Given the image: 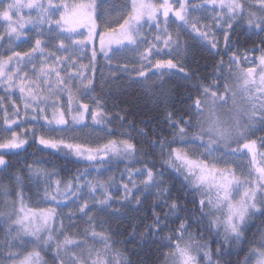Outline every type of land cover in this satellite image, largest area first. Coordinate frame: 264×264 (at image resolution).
Instances as JSON below:
<instances>
[{
  "label": "snow or ice",
  "instance_id": "6c2138e0",
  "mask_svg": "<svg viewBox=\"0 0 264 264\" xmlns=\"http://www.w3.org/2000/svg\"><path fill=\"white\" fill-rule=\"evenodd\" d=\"M179 7L174 8L170 0H162L156 4L153 0H131V6L127 14L123 16V22L118 23V31L108 28L106 32H98L96 20L100 19L97 11L99 5L96 0L91 3H62L53 5L51 0L47 4L44 0H0V18L7 23L6 32L9 37H27L24 31L25 24H30L35 29V40L32 47L26 52H12L7 57H0V85L5 88L6 96L12 94V89L19 88L21 99L25 110L32 109L37 112L34 120L40 118V114L46 113L50 106L48 101L52 100L55 122L59 125H67L63 110L56 111L55 105L62 101L64 94H67V112L72 115L74 122L84 120V113L91 112L92 119L96 123H103L107 113L104 111L103 102L98 97H91L95 102V108L88 103H80V98L88 95L95 89L96 50L93 48L92 58L89 64L79 63L82 58L76 56L77 52L86 49L89 43H94L93 37L100 36V50L105 57L110 59L112 53L125 48L140 60L139 67L128 68L127 65L118 66V71L134 72L137 78L147 79L151 72L148 65L154 68L161 75L158 77L163 83V75L166 72L177 70L183 73L185 78L192 75L181 62L188 55V46L180 39V28H190L201 38L206 40L212 49H219V41L216 34L210 29L219 26L223 30L224 51L231 47V30L243 21L248 28H254L257 33H264V0H201L198 4H192L190 0H176ZM211 6L215 11L211 24H201V16L193 15ZM35 10L37 15L25 19L20 15L22 9ZM56 12L60 16L53 19ZM164 19L161 22L160 15ZM13 16L18 19L13 20ZM175 17L177 25L176 35L169 31V21ZM112 21L105 20V24ZM144 24L149 25V30L154 26L156 34L152 40H148L143 34ZM163 24V26H161ZM47 25V27H45ZM87 27L85 35L78 29ZM202 29H208L204 31ZM73 37H82L73 39ZM3 34H0V39ZM58 40L56 51H48L45 54L49 41ZM163 42L162 45L160 42ZM147 44L143 51H139L142 45ZM264 45V39L261 40ZM116 45V48H112ZM163 49H167L168 59H156L152 64L153 55H161ZM258 50L257 47L243 50V57L238 52L229 55L227 75L224 77L223 92L219 91L221 84L218 82L224 70V61L217 62L214 75L217 77L208 84H200V92L194 101L188 106L189 115L176 117L169 111L166 115L168 127L172 130L171 138H161L158 145L156 141H150L152 148H159L163 160L162 167L174 169L183 177L188 185V191L200 196L199 209L201 218L210 217L207 230L219 229L223 226L222 239L218 241L215 251L208 243H201L195 239V234L189 232L187 219H181L179 225L160 237L158 244L160 248H167L163 253L164 264H232L231 260L225 258L231 254L233 242L242 243L246 228L256 217L264 218V48L259 49L261 55L249 61L247 52ZM63 52L64 56L56 53ZM40 58V67L37 70L36 59ZM53 57L55 58L53 60ZM180 57L181 59H177ZM51 61V63H49ZM243 63H251L253 66L242 67ZM31 64L29 71H24L27 65ZM15 65V66H13ZM91 68L93 75L88 76L87 70ZM75 70V71H73ZM29 72L35 74L30 78ZM115 78V73L112 74ZM18 78V79H17ZM236 81L235 88L229 84V80ZM104 82L101 83L103 91ZM47 93L43 95L42 93ZM232 105L224 111L221 118L219 109L227 105L229 98ZM239 97V101L237 100ZM54 98V99H53ZM2 99V98H0ZM43 105V106H41ZM63 105H61V108ZM15 115L19 116V109L16 108ZM27 115V111L25 113ZM43 119L48 120L44 115ZM121 120L124 117H120ZM5 111L4 124L11 126L15 124ZM48 123H52L48 120ZM194 129V131H189ZM10 127H5L7 132ZM32 131H35L33 129ZM143 134V130H140ZM256 133H260L259 136ZM26 141L20 139L16 132H12L10 139L0 142V149H19ZM38 143L53 149L67 148L77 157H83L91 166L99 171L102 167H110L113 163L119 164L125 161L139 163L135 159L137 148L130 139H108L105 143L92 148L81 144L66 143L64 140L38 138ZM173 144H182L186 147H171ZM62 150V149H61ZM244 156L250 157L247 164L241 159ZM201 157H207L208 160ZM211 161V163L209 162ZM151 161L143 164L137 169L125 168L128 173L129 183H123L124 195L120 201L127 202L141 191L138 182L133 179L136 175L143 176L139 185L143 190L150 192L155 188L156 200L153 201L151 220L144 225L140 233V243H146L149 236L156 238L165 227L170 217L180 219L179 213L182 205L179 198L169 200L170 187L165 180V172L149 167ZM223 165L218 166V165ZM8 161L3 154H0V173L6 171ZM30 175L27 177L30 183L39 182L42 178L49 177L43 169L28 166ZM85 172L63 182L60 180L53 183L44 179V200L49 203L60 204L58 197L67 201L68 204H79L75 210L65 214L59 227L56 226L57 217L61 216L56 207L41 209L38 212L26 208L22 194H20L19 208L16 201L5 199L7 211H0V224L5 228L6 246L10 251L6 259L12 264H47L41 252L50 251L52 264H134V261L126 253L133 249H114L117 241L113 240L108 232L95 231L94 217L90 209L104 211L113 203V197L109 191V181L99 179H87ZM10 179L17 186L21 184L24 177L19 173L11 174ZM123 180V176L121 177ZM63 183V188L61 184ZM87 189V192H85ZM241 189L243 191L241 192ZM0 192L5 197L10 195L9 186L0 184ZM100 193L97 196V193ZM239 193V198H236ZM81 199L83 202L81 203ZM162 201L166 208L161 216L155 209L157 202ZM137 206L141 204V198L135 196ZM196 200L193 197V205ZM9 205H11L9 207ZM67 206V205H65ZM207 209V211H205ZM220 213V215H213ZM87 217V225L83 230L85 239H75V233L67 229L74 227V218L77 216ZM68 223L65 224L64 220ZM199 223V221H197ZM264 224V219L261 220ZM133 226L131 236L135 237L136 228ZM261 236L258 247H252L245 254L240 264H249L255 257L254 264H264V230L258 229ZM63 237L61 239L60 237ZM175 237V239H173ZM95 240L103 244V249L95 248L87 244V239ZM30 251H24L26 247ZM15 247L18 250L13 252ZM80 248L77 253L74 249ZM71 250V251H70ZM2 254V253H0ZM215 257V258H214ZM143 264V261L140 262Z\"/></svg>",
  "mask_w": 264,
  "mask_h": 264
},
{
  "label": "trees",
  "instance_id": "16d2710c",
  "mask_svg": "<svg viewBox=\"0 0 264 264\" xmlns=\"http://www.w3.org/2000/svg\"><path fill=\"white\" fill-rule=\"evenodd\" d=\"M112 1L117 5H126L124 0ZM124 9L123 13H125ZM13 20L15 21L16 19L13 17ZM96 23L98 25V32L107 31L108 28L101 25L98 20H96ZM172 25L174 27V23ZM6 26L7 23L0 18V34H3V43L7 44L11 42V47L13 48L9 52L4 51L5 53L26 52L32 47L35 39L32 38L31 32L25 28L24 31L27 32V37L21 36L17 39L15 36L9 37L8 34H5L4 30ZM78 31L87 33L88 28L78 29ZM180 36L181 41L188 46V55L181 62L186 69L191 71L192 75L190 77L185 78L183 73L172 70L163 75L162 84L158 78L161 74L157 72H151V75H148L147 79L144 80L127 72L115 71V55L117 52L112 53L110 59L106 58L105 54L97 53L94 73L95 89L86 96L89 99L95 96L102 100L104 111L108 114L104 119V124L106 125L104 128L110 131L116 139H130L137 148L135 159L139 163L125 161L119 164L113 163L110 167H107L115 172L114 179L111 181V189H118L117 180L125 168H141L145 162L151 161L152 163L149 164V167L154 166L156 169L165 172V180L171 190L169 200L178 197L182 205V210L179 213L180 219L170 217L167 221L168 226L158 233L156 238L149 236L146 243H140V233L143 232L144 225L151 220L153 201L156 200L155 188L151 189L150 192H146L139 185L141 191L135 192V196L141 198L139 206L136 205L134 196L127 202L113 199V203L104 211H98L95 208L91 209V214L94 217L96 225L95 231L108 232L112 239L117 241L113 245L114 249H133V252L126 254L130 256L134 264H140L141 261H143V264H164L163 253L168 251V249L160 248L158 240L160 237L165 236L169 232V229L176 228L181 219H187L189 225L188 231L195 234L197 241L208 243L213 251H215L218 241L222 239L223 226L220 227L219 234L214 228L211 231L207 230L210 217L204 216L201 218L199 209L200 196L188 191V185L184 182L183 177L176 173L174 169L168 168L166 165L162 167L163 160L166 157H161L159 148L157 147L154 150L149 142L156 141L158 145L161 138H171L172 130L168 127L167 113L171 111L176 117H187L189 115L188 106L199 95L200 84H208L217 79L214 72L218 61L221 59L224 61V70L218 80L221 84L219 91L223 92L229 55L232 52H238L243 57L245 54L243 50L257 47L258 50L256 51L247 52L249 61H252L261 55L259 49L264 48V45L261 44V40L264 39V33H257L254 28H248L243 21L237 23L232 28L231 47L227 49V52L224 51V40L220 44L219 49H212L211 45L201 40L190 30H185V27L180 28ZM99 38V34L93 37L95 40V50H97ZM53 45L57 46L58 40ZM88 46L86 49L78 52L77 56L80 57L81 53H83L82 58L84 55L88 56ZM122 50L120 49L119 51ZM91 58L88 56L87 60L90 62ZM177 59L181 58L177 57ZM138 62L137 60L133 61L137 67H139ZM250 66L253 65L251 63L242 64V67L245 68ZM113 73H115V78L112 76ZM92 75L93 70L91 69ZM102 81L104 82L103 91L101 90ZM228 82L234 87V79H230ZM231 105L232 103H228L220 109L225 111ZM121 116L124 117L123 120L120 119ZM141 129L143 130V134L140 132ZM189 131H194V129H189ZM37 132L38 130L35 129V131H32L28 135L27 144L23 148L3 153L5 160L8 161V167L5 172L0 173V184L9 186V198L19 201L20 194H22L23 201L34 206L39 205L37 199H40V192L43 186L41 180L33 183L28 181L27 177L30 175L28 172L29 165L33 168L43 169L47 173L54 175L53 179L49 177L42 178L43 184L44 179L66 182L70 178L85 172V170L89 171L96 168L95 166H91L89 162L86 163L76 158L67 148L65 150H52L40 146L38 144ZM256 135L259 136L260 133H256ZM180 145L182 144H173L171 147L178 148ZM261 150L264 151V149ZM17 172L24 177L19 186L10 179L11 174ZM193 197L196 200L195 206L193 205ZM157 205L155 210L163 216V209L166 208V205L162 201H158ZM213 215L218 216L220 213H214ZM262 219L264 218L256 217L250 222V226L246 228L242 243L233 242L231 254L225 257L231 260L232 264H240L250 248L258 247V241L261 236V232L258 229L264 230V224L261 223ZM86 221L87 217L84 221H74V227L67 229V231L75 233L74 238L77 240L85 239L82 229L89 226L85 223ZM135 224H139V227L136 228L135 237H132L130 234ZM87 243L96 245V241L90 238L87 239ZM17 250L15 247L11 249L13 252ZM30 250V246L24 249L25 252ZM9 251L10 249L6 246L5 228L0 224V253H2L0 254V264H12L10 260L6 259V254ZM42 257L47 264H52L50 252L43 251ZM169 264H171L170 261Z\"/></svg>",
  "mask_w": 264,
  "mask_h": 264
},
{
  "label": "rangeland",
  "instance_id": "374dc122",
  "mask_svg": "<svg viewBox=\"0 0 264 264\" xmlns=\"http://www.w3.org/2000/svg\"><path fill=\"white\" fill-rule=\"evenodd\" d=\"M79 3L80 2H84V3H91L92 0L90 1H85V0H51V3L53 5L59 4V3ZM10 2V0H5V3ZM49 2V0H44V3L47 4ZM59 2V3H58ZM124 2L126 3V5L124 4H115L113 3L112 0H96V3L99 5V8L97 9V11L100 13V19H98L99 23L101 25H103L104 27L107 28H113L116 29L117 31L118 29V23H122L123 22V16L127 14L128 9L131 6V0H124ZM154 3L156 4H160L162 3V0H153ZM190 2L192 4H198L201 2V0H190ZM24 3H27V0H24ZM170 3H173L174 8L179 7V4L176 2V0H170ZM113 4V5H112ZM123 8L124 12L123 13ZM220 9L216 8L215 11L212 10L211 6L209 5L208 8L204 11H201L199 13H193V15L196 16H201L203 17V19H201L200 23L201 24H211L212 23V17L215 16L216 12H219ZM20 15H22L25 19H27L28 17L32 16H36L37 12L35 10H29L27 8L22 9ZM60 16V12H56L55 16L53 17V19H56ZM15 19H18L17 16H13ZM164 17L161 13L160 15V20L161 22L163 21ZM105 20H110L112 21L109 24H105L104 21ZM174 23V27L173 24ZM179 22H175V17L172 16L171 20L169 21V31L173 34V36L176 35L177 32V28L176 26L178 25ZM163 26V24L161 25ZM45 27H47V25H45ZM185 26H181V28H183ZM6 28L5 27V34L7 35L6 32ZM27 29L29 32H31V36L32 38L35 39V29L32 27V25L30 24H25L24 29ZM87 27H83L80 29H86ZM188 30H190L192 33H194L196 36H198L201 40H203L204 42L208 43L206 40H204L203 38H201L197 33L193 32L190 28H187ZM204 31H207L208 29H202ZM212 32H214L216 34V37L219 41V46L220 44L223 42L224 37H223V30L219 27V26H213L210 29ZM85 35H87V33H84ZM143 34L147 37L148 40H152L154 35L156 34V30L155 27L153 26L151 28V30H149V25L148 24H144L143 27ZM82 37H78L75 39H81ZM181 39V36H180ZM94 40V39H93ZM56 40H52L48 42V45L46 47V51L45 54H47L48 51H56V47H54V43ZM95 42V40H94ZM162 45V41L160 42ZM209 44V43H208ZM88 56L92 57V51L94 48V43H89L88 44ZM210 45V44H209ZM58 46V45H57ZM100 38L98 39V47L96 50V53L98 54H102L104 55L105 53L103 51L100 50ZM116 45H112V48H116ZM147 47V44L145 43L144 45L141 46V48L139 49V51H143V48ZM13 48L11 47V42L10 43H3V40L0 39V57H7L9 55H11L10 53H5L4 51H10ZM122 51H119L116 53V58H115V71H118V66H124L127 65L129 69L133 68V67H137V65L135 63H133V61L137 60L139 61L138 64L140 65V60L138 56H134L132 53H130V51L128 49L122 48ZM167 49H163L161 55L157 56V55H153L151 57V61L152 64L155 63L156 59H168L169 56L165 55L164 53H167ZM25 52V51H24ZM6 56H5V55ZM59 56H64L65 53L63 52H57L56 53ZM78 52L76 53L77 56ZM85 56L82 59H79V63L82 64H89V61L87 60V57ZM79 57V56H77ZM55 58L53 57V60ZM36 67L37 70H39L40 67V58L37 57L36 61ZM49 63H51V61H49ZM15 66V65H13ZM32 68V65L29 64L27 65V67L24 69V71H29ZM175 70V69H174ZM75 71V70H73ZM149 71L150 72H157L154 68L151 67V64L149 65ZM122 72V71H119ZM130 75H136L134 72H127ZM159 73V72H157ZM87 74L88 76H91V69L89 68L87 70ZM30 78L34 79L35 78V74L29 72ZM18 79V78H17ZM234 87L236 85V81L234 80ZM12 94L6 96L5 94V88L3 85H0V142H2L4 139H10L12 132H16L17 135L19 136L20 139H24L26 141L25 145L27 144L28 141V135L32 133L33 129L38 130L37 132V139L41 136H43L45 139H52V140H64L66 143H72V144H81L84 145L86 147H92L95 148L103 143H105L108 139H113L114 136H112V134L110 133V131H108L106 128H104L106 125L103 123H96L93 121L92 119V115L91 112H85L84 113V120L80 121V122H74L72 120V115H75L76 113L73 112L71 115L68 114L67 112V104H68V100H67V94H64L62 101H60L59 103H57L55 105V110L58 112L60 110H63L65 113V119L68 121L67 125H59L55 122V119L53 118L54 116V108L53 106H51L52 104V100L49 99L48 103H49V107L46 110V113L44 114H40V118L38 120H34L33 116L37 115V112H34L31 108L28 110H25L24 108V104L23 101L21 99V94L19 92V88H15L12 89ZM43 95H47V93H42ZM87 96V95H86ZM86 96H83L80 98V103H88L91 107L95 108V102L89 98H87ZM54 99V98H53ZM237 100L239 101V97H237ZM228 103H232V99H229ZM61 105H63V107L61 108ZM43 106V105H41ZM16 108L19 109V116L15 115L14 112L16 111ZM5 111L8 114L9 119L11 120H15L16 123L11 125V126H6L4 124V115H5ZM27 111V115L25 114ZM219 113L221 115V118H225L224 117V111L222 109H219ZM46 115L48 120H51L52 123H48V120L43 119V116ZM5 127H10V130L5 132L4 129ZM116 139V138H115ZM119 139H123V138H119ZM39 144V143H38ZM25 145H23L21 148H23ZM40 146L46 148V149H52V150H58V149H53L51 147H45L44 145L39 144ZM180 147H186V145H180L178 148ZM19 148V149H21ZM61 149L65 150L66 148H63V145H61ZM13 150H18V149H0V154L3 153H7L8 151H13ZM69 150V149H68ZM72 154L78 158L79 160L83 161V162H88L86 159H84L83 157H77L73 152ZM202 159L208 160L207 157H201ZM244 162V164H247V161L250 159V157L248 156H244L241 158ZM211 163V161H209ZM218 166H223L218 165ZM88 175H87V179L92 180V179H99L102 181H109V178L111 177L112 179H114V170H110L107 167L104 168L102 167L99 171L96 170V168L87 171ZM123 176V180L121 179V177ZM49 178L53 179L54 175H50ZM111 179V181H112ZM133 179H135L138 182V186H139V181L143 179V176L141 175H136L133 177ZM50 182L53 183V186L55 184V181L53 180H49ZM118 182V189L116 190H112L111 187L109 189V191L111 192V195L113 197L114 200H119L120 197H122L124 195V191L122 188V184L123 183H129L128 181V173L126 171H124L122 173V175L118 178L117 180ZM41 184L43 186L41 192H40V199H37L39 205L34 206V205H30L24 202V204L26 205V208L28 209H32L34 211H39L41 209H47L49 207H56L58 212L61 213L60 217H57L56 219V226L59 227L60 224V220L61 218L67 214L70 209L71 210H75L76 208L79 207V204H68L67 201H64L62 198L58 197V200H60V204L57 205L56 203H49L48 201L44 200V184H43V179H41ZM63 183L61 184V187L63 188ZM129 187H131V184L129 183ZM243 191V189H241V192ZM85 192H87V189H85ZM116 193V194H115ZM100 193H97V196H99ZM135 196V195H134ZM133 196V197H134ZM236 198H239V193H237ZM5 199L9 200V201H16V207L19 208V201L11 199L9 197H5L3 195L2 192H0V211H3L5 208V211H7V207L5 206ZM62 202V203H61ZM81 203L83 202V199H81L80 201ZM41 204V205H40ZM61 205V206H60ZM67 205V206H65ZM11 205H9L10 207ZM60 206V207H59ZM91 212V209H90ZM79 220H86V216L85 217H80L79 215L77 217L74 218V221H79ZM64 223L67 224L68 221L67 219L64 220ZM84 230V228L82 229V231ZM61 239H63V237H60ZM88 245H91L89 243H87ZM95 248L98 249H103V244L102 243H97L96 245H92ZM71 251V250H70ZM74 251H76L77 253H79L81 251L80 248L74 249ZM43 252V251H42ZM41 252V255H42ZM50 252V251H48ZM51 253V252H50ZM255 261V257L252 258L251 262L249 264H254ZM70 264V262H69Z\"/></svg>",
  "mask_w": 264,
  "mask_h": 264
},
{
  "label": "bare ground",
  "instance_id": "6f19581e",
  "mask_svg": "<svg viewBox=\"0 0 264 264\" xmlns=\"http://www.w3.org/2000/svg\"><path fill=\"white\" fill-rule=\"evenodd\" d=\"M68 151V150H67ZM57 152V151H56ZM72 152V151H71ZM114 203H115V201H114Z\"/></svg>",
  "mask_w": 264,
  "mask_h": 264
}]
</instances>
